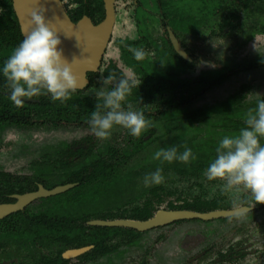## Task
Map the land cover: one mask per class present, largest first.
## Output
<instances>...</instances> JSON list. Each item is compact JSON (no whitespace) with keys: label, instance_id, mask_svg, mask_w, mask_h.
<instances>
[{"label":"trees","instance_id":"1","mask_svg":"<svg viewBox=\"0 0 264 264\" xmlns=\"http://www.w3.org/2000/svg\"><path fill=\"white\" fill-rule=\"evenodd\" d=\"M228 1L227 3H223V0L202 1L203 6L215 3L218 5L203 10V15H212V18L208 21L203 20L199 36L206 37L208 34L211 37L221 36L223 28L231 24L229 17L224 15L231 16V20L235 21L238 20V11L242 9L254 8L251 10L253 14H260L264 11V0H246V2L240 0L241 4ZM68 3L72 8L69 11L66 7L67 13L73 21H77L83 13L91 17L94 23H99L104 17L102 0H68ZM159 3L160 7H165V1L159 0ZM236 6L240 9L232 10ZM0 8L4 9L3 14H0V67H2L4 61L22 41L23 35L20 34V27L12 8V0H0ZM258 25V23L251 24L249 29H258ZM259 28L264 33V25L260 24ZM253 30H249L244 36V43L251 35H254ZM164 49L168 53L167 57L165 55V63L161 61L163 58L159 62L165 65V68L153 63H150L149 68L146 67L149 63L142 67L138 66L140 85L133 88L132 94L127 99V103L129 101L133 106L138 107L136 109L143 110L145 106L154 103L163 107L164 109H160L155 116L148 115L144 111L147 107L143 112L146 119L154 118L155 122L163 125L164 132L157 133V128L150 127L141 136L132 137L127 130H124L125 138L119 142L115 139L118 136L99 140L94 135H85L71 143V146L76 148L73 152H65L67 146L65 147L64 143L57 144V150L54 152L56 157L53 158L50 149H43L41 158L33 163L36 166L34 177L24 176L21 181L13 182L12 176L5 175L4 179L0 174L4 179L0 178V183L9 179L11 181V188L6 187L4 190L0 184V188L2 186L0 200L4 202L11 201L6 197L7 194L29 190L31 186L34 188L33 183L35 182H40L49 189L54 186L76 184L74 188L65 193L38 200L37 204L45 209H41L33 216L25 217L21 214H14L0 221L1 223L12 220H32L35 225L33 224L31 228L27 225L12 228L9 223L3 226L6 225L8 231L17 230L16 233L10 234L12 236L36 238L37 245L41 248L59 247V255L56 259L43 256L41 264H65L60 256L63 247L71 244V241L81 234L73 232L78 227L76 220L87 221L88 217H81L82 211L95 208L83 206L85 201L82 200H86L87 196H91L93 200L100 199L102 203L114 198L116 201L123 191L139 187L140 179L143 180L147 173L154 172L161 167L165 177L164 183L152 185L143 191L142 195L150 196L142 205V212L139 207L135 209L139 212L138 216L141 219H146L150 215L149 210L153 204L159 205L165 202L167 194H171V192L165 194V181H172L168 178L169 173L171 176L175 174L180 177L203 178L204 170L215 157V148L219 141L225 135L237 133L240 128L244 127V116L247 110L255 107L258 99H264V94L260 97L248 98L246 95L250 86L243 85L238 92L225 99L199 106L198 103L205 99L207 93L222 85L230 75L237 72L234 71L236 68H230L229 63L224 62L219 69L202 71L198 76L189 78L188 72L192 65L175 54L169 40L166 41ZM247 64L254 66L251 71L257 70L264 75V57L263 59L256 58L255 61ZM151 68L157 76L152 77L153 74L148 70ZM113 72L115 71L111 67L105 75ZM94 76L91 77L90 88L71 93V99L64 103L52 102L45 94L32 97L38 103L23 102L21 105H16L9 98V92L5 87L6 81L0 72V135L10 127L27 133L33 130L46 133L48 129L53 128L52 125L56 120L60 122L59 129L78 127L89 130L87 120L97 103L95 91L99 88L98 80L94 79ZM160 97L161 100H159ZM64 123L71 126H65ZM113 130V133L122 135L123 128L116 127ZM190 132H192L191 138L184 137ZM147 134H150L151 138L145 141L143 137ZM129 136L131 137L128 138ZM173 145H180L181 152L184 150L183 145H187L192 149L195 159H191L187 164L181 162L162 164L153 159L157 150ZM62 157L67 159L63 160ZM140 195L134 196L131 201ZM191 198L194 202L189 203L186 200L182 208L200 212L215 208L216 203H200L201 198L192 196ZM177 199L181 200V197L178 196ZM131 201L128 200L127 203ZM168 204L169 208L174 207L173 202ZM76 211L77 213H74ZM79 228L89 231L92 229L85 226Z\"/></svg>","mask_w":264,"mask_h":264},{"label":"flooded vegetation","instance_id":"2","mask_svg":"<svg viewBox=\"0 0 264 264\" xmlns=\"http://www.w3.org/2000/svg\"><path fill=\"white\" fill-rule=\"evenodd\" d=\"M103 1V0H102ZM154 2V4H152L150 2V0H116L115 4H114V10H115V23H114V28L112 29V34L110 37V40L108 42V45L102 55L101 61H100V65L97 69L96 72L92 73H88L87 77L89 79V85L83 89V90H76V91H84L88 88H90L91 86V77L92 75L94 76V79L98 80L99 83V87L101 86L100 81H101V77H106L105 73L112 67V70H114L116 73V76L119 78L122 75H125L126 72L125 71H130V77L133 79H136L137 81L140 82V77L138 75L137 72V67L138 66H144V64L149 63L148 65H146L147 68H149L148 66L150 65V63H153L157 66H161L163 68H165V65H161L160 64V59L163 58L161 61L163 63H165V55L167 57V50L164 49L165 43L167 40H169L172 48L173 45L171 43L170 40V36L169 33H172L177 42L181 45V47L184 49L185 53L188 56V60L180 57L174 50L175 54L183 59L184 61H186L187 63L191 64V68L188 72V77L192 78V77H196L195 75H193V69L196 68V63L198 61V59H196L197 56H195L194 52L192 53L189 49V47L186 45V41L183 42V39L186 37H193L194 39H200V36L197 32H194L193 34L191 33H187L183 30H173L171 29L168 20L166 18V16L164 15H176V13L171 12L172 7L171 5L174 3H196L198 5H202V1H209V0H161V1H165V12L163 13L162 11L160 12V9L162 7H160V3L159 0H152ZM216 1V0H214ZM228 1V0H227ZM226 0H223V3H227ZM231 2L235 1L238 4L240 0H229ZM228 1V2H229ZM246 2V0H243ZM61 3L67 13V11L69 9H71V5H69L68 0H61ZM237 4V5H238ZM157 7L156 13L149 10L147 7H152V6ZM67 7V9H66ZM251 7V6H250ZM202 8V7H201ZM201 8H199L201 10ZM239 10L236 6V8H232V10ZM254 8L250 9V10H246V9H242L240 11H238V20H231V16L228 15H224L226 17H229V20L231 21L230 25H227L225 28H223L222 33L220 34L221 36L218 37H228V36H233V35H238V33L242 32L240 31L243 27L240 24V20L242 18L243 15H255L253 14L254 12H252L251 10H253ZM103 10H104V4H103ZM128 10L130 12L131 15V19H130V27L127 28L126 26V30H131V35H126V36H122L120 37H113V33L114 30H118L119 27L121 25H123L122 22V16L125 14V11ZM162 10V9H161ZM70 11V10H69ZM178 11V10H176ZM180 12L182 13V11L180 10ZM258 14V13H257ZM68 15V13H67ZM85 14L83 13V15L77 20V21H73V18L69 16V18L71 19V21H73L74 23L78 22ZM182 15H188V14H183ZM16 16V15H15ZM104 16H105V11H104ZM217 16V15H216ZM127 17V16H126ZM17 18V17H16ZM222 18V16H221ZM91 19V17H90ZM104 19V17H103ZM102 19V20H103ZM102 20L100 22H102ZM125 20V19H124ZM92 23L94 25H97L99 23H94L95 21H93L91 19ZM249 24L250 22L247 24L246 26H248L249 28ZM256 23H254L255 25ZM125 27V24H124ZM123 27V28H124ZM122 28V29H123ZM158 28L162 30L161 33L156 34L155 32L158 31ZM227 30V31H226ZM226 31V32H225ZM183 37V38H182ZM217 37V38H218ZM247 42V41H246ZM245 42V43H246ZM113 46V47H112ZM137 47V48H143L146 52L150 53V55H148L146 57V59H144L143 61H136L133 57V54L131 52L128 51V47ZM166 48V47H165ZM111 52V53H109ZM257 58V57H256ZM254 58L253 60H249L248 62H253L255 61ZM261 59V58H260ZM263 59V58H262ZM167 61V60H166ZM248 62H246L244 65H236L235 66V70L237 71L236 73L230 75V77L228 79H226L224 81V83H226L227 81H229L235 74H240V73H253V72H257L256 71H251L252 70V65L247 64ZM262 62V61H261ZM222 66V65H221ZM221 66L219 68H221ZM255 67H257L255 65ZM146 68V69H147ZM219 68H214V69H219ZM150 71L151 74H153L152 77L157 76L155 75L156 73L152 72V68L148 69ZM147 70V71H148ZM207 70H213V69H207ZM206 71V70H205ZM202 72V71H201ZM199 72L197 74V76L201 73ZM231 72V71H228ZM223 83V84H224ZM243 85H249L250 86V90L247 93L248 94H252L249 95V97H256L255 94L256 91L260 88L261 84H257V85H252L251 83H246V84H242L240 86V88L238 90H236L234 93L238 92L241 87H243ZM94 89V88H92ZM233 93V94H234ZM264 94L261 93L260 95ZM246 95V96H247ZM258 97V96H257ZM260 97V96H259ZM24 99H28L29 101H24V103H30V104H35L38 103L37 100L32 99V98H24ZM162 98L160 97L159 100H161ZM128 103H131L128 101ZM132 104V103H131ZM133 105V104H132ZM134 108H138L136 106H133ZM147 107L146 110H144V108ZM143 108V110L151 116H155L157 114L158 111H160V109H164L163 107H160L159 104H152L150 106H145ZM152 122V128L154 127L155 129L157 128L158 130H164L163 125L159 124L158 122L154 121V118L150 119ZM60 124L59 120L55 121V124L52 125L53 128H50L47 130L48 131H52V130H64V129H59L58 125ZM65 126H71L68 123H64ZM55 126V127H54ZM77 126V125H76ZM68 129H74V130H79L80 128L76 127H70L67 128ZM125 129H123L122 131V135H118L116 133H113L114 130L112 131V134L109 138L111 137H117L115 139H117V141L119 142L122 138H125L124 136V131ZM15 128H7L5 131H3V133L0 135V143L4 141L5 137L8 136L9 134H14L17 133ZM23 132V131H21ZM36 132L35 130L29 132V133H33ZM40 132V131H37ZM27 133V132H25ZM83 137V136H82ZM131 136H129L128 138H130ZM81 138V137H80ZM79 138V139H80ZM151 138L150 134H147L143 137V139L145 141H148ZM78 139L72 140L69 143L64 142L63 145H65V147L67 146V150H65V152H73L76 150L75 146H71V143L73 141H76ZM165 141V139H164ZM57 145L55 147L50 148V150L52 151V158L56 157L54 156V152L57 150ZM78 148V146H76ZM41 158V156L39 155L36 159H34L31 164H30V173L29 174H25L24 176L26 177H34V172H35V165L33 164L34 162L38 161ZM63 160L67 159L66 157H62ZM0 174L1 176L5 179V175L10 177L12 176V181L16 182V180L21 181V179H23L22 177H24L23 175H14L11 174L9 172H5L0 168ZM0 176V178H2ZM191 179H193V183H191L190 185H188V188H192V190H194L193 192H196L192 195L193 198H201L200 199V203L205 202L207 204L210 203H216L215 204V208L210 209V210H206L204 212H200V211H193V212H197V213H202V214H212V213H233V215H225V216H220V217H216L213 218L212 220H208V221H201V220H195V221H199L200 224H202L200 226V229H198L200 232L198 234H194V235H188L186 234L185 237L179 241L178 243V250L180 252V254L183 256L182 259L179 260V262H176V264H264V263H260V262H250L248 260L249 256H262L264 255V252L261 251V249L258 248V250L254 249L253 246H255L257 244V242H254L251 240V236L247 235L244 236L243 240H236L234 242H229L228 245H220L218 243H210L208 244H203V240L204 238H207L208 235H206L207 233V228L208 226H215L213 228L209 227V229H211V233L213 232H217L219 230H224L226 231V227L224 226L225 224H228V220L231 219H243L244 222L246 221H250L252 219L257 218L258 216L260 217L261 215H264V204L262 205H256L255 207H253L252 209L249 208V205L246 203L247 201V196L244 195L243 193L237 194L235 192H225L222 188V182L219 181H208L206 179V177L204 176L203 178H194L192 176H189ZM2 178V179H3ZM189 178V179H190ZM3 179V180H4ZM196 180V182L194 181ZM3 186V190L6 189V187L11 188V181L6 180L0 183ZM34 184V188L31 186L29 190H24L22 192H15L12 194H7L6 197H8L9 200L11 201H2L0 200V205L2 204H14L16 203V198L15 196H23L24 194H29V193H35L38 191V187L42 186L44 189L46 190H52L58 186H54L52 188H46L44 184L40 183V182H35ZM208 185H213V186H221L216 192H214L213 194L209 195V186ZM2 186L0 188V191H2ZM63 186V185H61ZM25 188V186L23 187ZM57 196V195H56ZM150 195L146 194L143 201H140L139 203H136V200H138L140 197H137L136 199H134L133 201L129 202V204L127 203V201H120L118 203L114 202V203H110L107 202L108 206H105V209H102V211H99L97 213H92L93 209H97V208H92L90 210H86V211H82L81 217H88L87 221H78L81 219H77V224L78 227L76 228V230L73 232H78L81 233L80 235L76 236L74 238L73 241H71L72 243L69 244L68 246L63 247V250L60 253V256L62 257V259H64L65 264H134V261L131 259V257H129V254L132 251H136L138 250L140 253V258L138 259V261L135 264H171L172 259H169L167 261H165V257L162 260L161 263L159 262H155L154 260V256L153 254L156 252L154 248L157 247L161 248L162 252L165 255V246H159L158 245V241L160 240V237H157L156 239L152 238V236L150 237V233L152 231L157 230L160 227H156V228H152V229H146L143 231H139L134 227H128V226H103L101 225L99 222L101 223H113V222H119V221H123V222H132L133 225L135 226V223H147L149 221H151L152 219L156 218V215L160 212H171V211H192V210H188V209H184L182 208L184 206V202L187 200L189 203L194 202L192 198H189L188 195H186V197H182L181 200L174 202L173 201V205L174 207L169 208L168 207V203L167 206L164 207V209H161V204L156 205L155 203L153 204V207L150 208L149 212L150 215L146 218V219H141V217L138 216L139 212L135 211V209H137V207L141 209H143V204L146 201L147 197H149ZM237 196H239V200H237ZM55 197V196H52ZM50 198V197H47ZM40 199H44V198H39L34 200L33 202L25 205L23 207L22 210H19L17 212H14L10 215H8L7 217L1 219L0 221L10 217L11 215L14 214H21L23 216H33L35 213H38L41 209L44 210L45 207H41V205L37 204V201ZM108 201H112V200H108ZM234 201H237V203H240V208L239 210L237 208L234 207ZM127 203V204H125ZM115 206V207H114ZM114 207V208H112ZM180 207V208H179ZM160 208V209H159ZM142 212V210H141ZM74 213H77L74 212ZM187 221V220H186ZM189 221V220H188ZM191 221V220H190ZM236 222V220H235ZM9 223V225L12 228H18L17 226H28V227H32V225H35V222H33L32 220H12V221H7V222H1L0 223V264H41V261L43 260L42 257H48L51 259H56L57 256L59 255V247L57 246H52V250L49 249H45V248H41V246H38V242L35 240L36 238H31V237H17V236H12L10 234H12V232H15L17 230H13V231H8L7 226H3V224ZM232 223V221H231ZM171 224V223H170ZM169 224H166L165 226H167ZM90 227L92 228L91 231L89 230H85L79 227ZM240 227H242L241 225H239ZM164 227V226H161ZM204 227V228H203ZM112 230V232L110 231ZM236 228H233L232 231H235ZM223 231V232H224ZM227 232V231H226ZM224 232V233H226ZM201 238H199V237ZM12 246V247H11ZM16 249V250H15ZM51 249V248H50ZM13 250H15L16 252H22L25 254H29V253H35L33 258L31 259V261H26V259L21 258L22 256L18 255V256H14L13 254ZM72 250H85L82 254L76 255V256H71L70 258H63L64 254L68 251H72ZM11 251V252H10ZM41 251V253H40ZM37 253H40L37 254ZM3 255V256H1ZM5 256V257H4ZM207 260V261H206ZM206 261V262H205Z\"/></svg>","mask_w":264,"mask_h":264},{"label":"clouds","instance_id":"3","mask_svg":"<svg viewBox=\"0 0 264 264\" xmlns=\"http://www.w3.org/2000/svg\"><path fill=\"white\" fill-rule=\"evenodd\" d=\"M36 3L38 6L30 11V29L0 67L9 98L16 105H21L24 98L45 94L52 102L64 103L71 99V93L79 87L73 72L76 58L69 61L65 56L60 33L52 21L46 18L47 8L40 0H36ZM3 12L4 9L0 8V14ZM128 51L136 61H143L150 55L142 47L129 46ZM100 84L95 91L97 103L87 120L92 135L99 140H107L113 129L120 127L132 137H139L152 127L151 120L146 119L142 109L127 103L133 88L140 85L139 81L127 74L117 78L113 72L101 77ZM249 95L252 94L247 97ZM244 124L237 133L225 135L219 141L215 157L203 175L208 181L222 182L225 192L246 195V203L252 209L264 204V99H258L255 107L247 110ZM180 147L173 145L161 148L154 153L153 159L162 164H187L195 159L191 148L183 145L184 150L181 152ZM164 180L161 167L143 177L145 187L160 185ZM234 207L239 210L240 203L234 201Z\"/></svg>","mask_w":264,"mask_h":264},{"label":"rangeland","instance_id":"4","mask_svg":"<svg viewBox=\"0 0 264 264\" xmlns=\"http://www.w3.org/2000/svg\"><path fill=\"white\" fill-rule=\"evenodd\" d=\"M152 4L154 2L150 0ZM218 4H212V5H202V8L200 5L196 3H174L171 5L172 10L171 12L176 13V15H164L166 16L170 28L173 30H183L187 32L188 34H193L194 32L199 33L201 30L200 26L203 20H209V18H212V15H203V10H207L208 8H212L214 6H217ZM149 10L156 13L157 7L154 5L152 7H147ZM201 8V10L199 9ZM178 10V11H175ZM182 11L183 14L188 15H182L180 12ZM165 12V7L163 6L162 10L160 9V12ZM128 10L125 11V14L122 16V22L123 25L119 27L118 30L117 27L114 30L113 37H122L126 35H131V30H126L130 27V19L131 15ZM127 16V17H126ZM125 19V20H124ZM251 21V22H250ZM249 25L258 23V29H254V35H251L247 42L244 43V36L249 32V28H246V23ZM125 24V27H124ZM243 27L239 32L238 35L228 36V37H211L209 34L206 37L200 36V39H194L191 37H186L183 39V42L186 41V45L190 48L189 50L194 54L196 59H198L196 63V68L193 69V75L197 76V74L201 71H205L207 69H214L219 68L224 62H228V67H235L236 65H244L246 62H248L250 59L253 60L254 58H263L264 57V33L260 31V24L264 25V11L260 14L255 15H243L240 24ZM124 27V28H123ZM123 28V29H122ZM227 31V30H226ZM225 31V32H226ZM162 30L158 28V31L155 32L156 34L161 33ZM183 38V37H182ZM113 47V46H112ZM111 53V52H109ZM251 63V62H250ZM127 75H130V71H125ZM251 83L252 85L261 84L260 88L256 91V93L261 94L264 92V75L260 74V71L253 72V73H240L235 74L229 81L226 83L220 85L219 87H216L212 91L206 94L205 99H203L201 102L198 103L199 106L203 104H209L213 103L222 99H225L227 96H230L231 94L238 90L242 84ZM163 132V130H158L157 133ZM17 133L9 134L5 137L4 141L0 143V168L5 171L9 172L14 175H25L30 173V164L31 162L36 159L39 155H42L44 152L43 149H50L52 147H55L57 144H62L64 142L69 143L72 140L79 139L82 136L85 135H92L89 130L85 129H64V130H52L48 131L46 133L41 132H33V133H25L21 131H16ZM192 132L189 134L184 135V137L191 138ZM96 138V137H95ZM43 150V151H42ZM168 178L172 181L166 182L165 181V194L168 192H171V194H167V198L165 202L162 203L161 209H164V207L167 206L168 202H177L179 201L177 199L178 196L186 197V195L191 198V196L196 193L193 192L192 188H188V185L193 183V179H191L189 176L186 177H180L177 175H172L169 173ZM190 178V179H189ZM139 181V180H138ZM196 182V180H194ZM140 183L139 187L135 189H130L123 191L122 194L118 196L117 202L120 201H131L134 196L140 195V198L136 200V203H139L140 201H143L146 194H143V191L148 189V187L144 186L143 180L140 179L138 182ZM131 186V185H130ZM209 186V195L213 194L214 192L221 190L219 189L221 186ZM128 186H126L127 188ZM232 193V192H230ZM62 198H64V195H62ZM68 198V196H67ZM86 200L83 204V206L87 207H95L97 209H93L92 213H97L99 211H102V209H105V206H108L107 202L100 201V199L93 200L91 196H87ZM87 201V202H86ZM115 198L110 202L114 203L116 202ZM101 203V204H98ZM88 204V205H87ZM105 207V208H104ZM115 207V206H114ZM112 207V208H114ZM159 208V209H160ZM236 220V222H235ZM232 221V223H231ZM200 224L199 221L195 220H189V221H177L174 223H171L167 226L160 227L155 231H152L149 235L150 237L156 239L157 237H160V240L158 241V245L161 247L162 245L165 246V255L162 252L161 248H154L155 253L154 261L161 263L162 260L165 257V261L169 259H172L171 264H176V262H179L180 259H182V255L180 254L177 246L179 241H181L186 234L188 235H194L198 234L200 231ZM241 225L242 227H240ZM216 226V225H215ZM213 225L208 226L206 235L207 238L201 239L203 240V244H210V243H218L220 245H228L229 242H234L236 240H243L244 236H251V240L254 242H257L255 246H253L254 249L258 250L261 249V251L264 252V215L258 216L255 219H252L250 221L244 222L243 219H231L228 220V224H225L226 231L219 230L217 232L211 233V229L209 227L213 228L215 227ZM204 228V227H203ZM233 228H236L235 231H232ZM226 233H224V232ZM199 237V236H197ZM201 238V237H199ZM12 247V246H11ZM55 248H51L49 250H52ZM16 250V249H15ZM13 250L14 256H22L21 258L26 259V261H31L35 253H29L25 254L22 252H16ZM11 252V251H10ZM41 253V251H40ZM40 253H37L40 255ZM3 256V255H1ZM5 257V256H4ZM129 257L134 261V264L138 261L140 258V253L138 250L132 251L129 254ZM248 260L250 262H260L264 263V255L262 256H249ZM207 261V260H206ZM205 261V262H206ZM206 264V263H205Z\"/></svg>","mask_w":264,"mask_h":264},{"label":"water","instance_id":"5","mask_svg":"<svg viewBox=\"0 0 264 264\" xmlns=\"http://www.w3.org/2000/svg\"><path fill=\"white\" fill-rule=\"evenodd\" d=\"M116 0H103L105 16L102 22L94 25L88 15H84L78 22L74 23L67 15L61 0H40V3L47 8V19L52 21L55 29L60 33V39L62 41V47L64 49L65 56L71 61L73 57L76 58L73 64V72L77 78L79 87L77 90H83L89 85V79L87 74L96 72L102 55L110 40L112 29L115 23V10L114 4ZM36 0H12V8L17 17V21L20 27V31L24 37V34L30 29V11L37 7ZM69 36V37H67ZM171 43L175 52L182 58L188 60V56L184 49L177 42L175 36L169 33ZM78 40V41H77ZM24 101H29L24 99ZM76 184H67L58 186L52 190H46L42 186L38 187V191L35 193L24 194L23 196H15L16 203L14 204H2L0 205V220L8 215L22 210L23 207L36 199L47 198L56 196L69 191L74 188ZM166 213V212H160ZM156 218L147 223H135L132 226V222H113V223H101L103 226H128L134 227L139 231L146 229L158 228L165 226L166 224L174 223L177 221L188 220H201L208 221L213 218L233 215V213H212L202 214L193 211H171L167 212L169 217L159 218V214ZM85 250H72L64 254L65 259L71 256L82 254Z\"/></svg>","mask_w":264,"mask_h":264},{"label":"bare ground","instance_id":"6","mask_svg":"<svg viewBox=\"0 0 264 264\" xmlns=\"http://www.w3.org/2000/svg\"><path fill=\"white\" fill-rule=\"evenodd\" d=\"M158 217L166 219L167 217H169V214L166 215V213H160Z\"/></svg>","mask_w":264,"mask_h":264}]
</instances>
